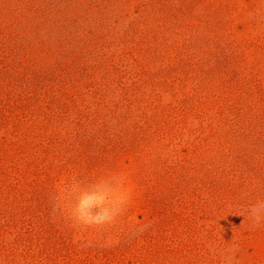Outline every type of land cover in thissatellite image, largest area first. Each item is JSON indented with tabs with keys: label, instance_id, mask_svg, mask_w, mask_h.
I'll return each mask as SVG.
<instances>
[{
	"label": "rangeland",
	"instance_id": "rangeland-1",
	"mask_svg": "<svg viewBox=\"0 0 264 264\" xmlns=\"http://www.w3.org/2000/svg\"><path fill=\"white\" fill-rule=\"evenodd\" d=\"M257 199L264 0H0V264H264Z\"/></svg>",
	"mask_w": 264,
	"mask_h": 264
},
{
	"label": "clouds",
	"instance_id": "clouds-1",
	"mask_svg": "<svg viewBox=\"0 0 264 264\" xmlns=\"http://www.w3.org/2000/svg\"><path fill=\"white\" fill-rule=\"evenodd\" d=\"M81 216L80 219H84V204L80 205ZM248 214L252 220L254 226H260L264 224V199H257L254 203L248 206ZM89 222V221H85Z\"/></svg>",
	"mask_w": 264,
	"mask_h": 264
}]
</instances>
